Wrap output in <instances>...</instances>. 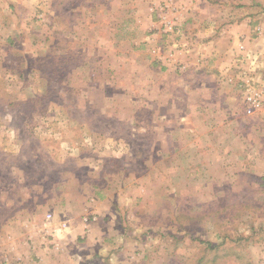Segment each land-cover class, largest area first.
I'll use <instances>...</instances> for the list:
<instances>
[{"label": "rangeland", "instance_id": "374dc122", "mask_svg": "<svg viewBox=\"0 0 264 264\" xmlns=\"http://www.w3.org/2000/svg\"><path fill=\"white\" fill-rule=\"evenodd\" d=\"M257 14L264 0H0V264H264V110L245 99L264 25L241 61L212 40Z\"/></svg>", "mask_w": 264, "mask_h": 264}, {"label": "crops", "instance_id": "0c3cea01", "mask_svg": "<svg viewBox=\"0 0 264 264\" xmlns=\"http://www.w3.org/2000/svg\"><path fill=\"white\" fill-rule=\"evenodd\" d=\"M261 10V9H260ZM257 17H254L255 15H253L254 19L252 20V22L250 23L249 20H245V19H241V20H237L235 22H228L226 23L224 26L227 28L224 29L225 32H220V29H217L216 31L213 32V41H215L216 44H222L221 46V51H226L228 52V55H226V57H230L232 56V47H236V44L239 43L240 40H243L246 38V40H244L245 42H247V40L249 39V37L252 34V24H254V26L256 24H262L264 25V20L263 17L264 16H260L261 14H257ZM220 46V45H219ZM227 49V50H225ZM66 224L70 225V227L73 229L72 233L76 232L77 234H81L84 232V229L89 225V224H84L83 221L80 218H70L69 220H66ZM91 229L94 232V226L91 227ZM91 230V232H92ZM72 233L65 235L66 239H70ZM92 234V233H91ZM92 236V235H91ZM38 249V248H37ZM40 255L41 250H37ZM43 264H58V257L55 256H51L49 255Z\"/></svg>", "mask_w": 264, "mask_h": 264}, {"label": "built area", "instance_id": "2783aa9c", "mask_svg": "<svg viewBox=\"0 0 264 264\" xmlns=\"http://www.w3.org/2000/svg\"><path fill=\"white\" fill-rule=\"evenodd\" d=\"M258 32L260 33L262 28L257 27ZM237 51L240 54V61L253 56V52L249 51L247 46L241 42L238 44ZM238 57V58H239ZM249 74V73H248ZM251 78L247 76L245 79L246 83H250ZM246 111L247 113H253L257 110H264V83L261 81L260 83L252 85L249 88V92L246 97Z\"/></svg>", "mask_w": 264, "mask_h": 264}]
</instances>
